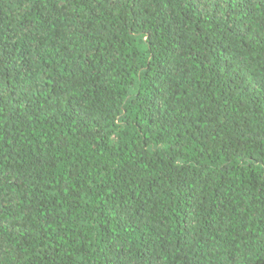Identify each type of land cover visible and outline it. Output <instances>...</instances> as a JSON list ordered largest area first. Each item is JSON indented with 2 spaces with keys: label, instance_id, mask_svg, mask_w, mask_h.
Returning a JSON list of instances; mask_svg holds the SVG:
<instances>
[{
  "label": "trees",
  "instance_id": "trees-1",
  "mask_svg": "<svg viewBox=\"0 0 264 264\" xmlns=\"http://www.w3.org/2000/svg\"><path fill=\"white\" fill-rule=\"evenodd\" d=\"M0 264H264V0H0Z\"/></svg>",
  "mask_w": 264,
  "mask_h": 264
}]
</instances>
